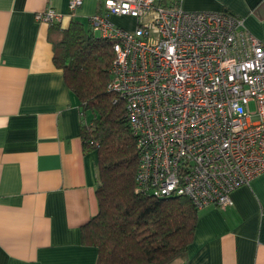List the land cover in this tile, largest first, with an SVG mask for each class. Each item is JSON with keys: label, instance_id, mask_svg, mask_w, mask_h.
I'll return each mask as SVG.
<instances>
[{"label": "crops", "instance_id": "0c3cea01", "mask_svg": "<svg viewBox=\"0 0 264 264\" xmlns=\"http://www.w3.org/2000/svg\"><path fill=\"white\" fill-rule=\"evenodd\" d=\"M187 11L228 13L264 42V0H182ZM102 0H0V264H96L82 228L99 213L97 154L81 138L77 96L53 61L49 8L90 27ZM133 29L135 20L112 17ZM234 205L198 212L194 240L171 264H264V173L232 193Z\"/></svg>", "mask_w": 264, "mask_h": 264}, {"label": "built area", "instance_id": "2783aa9c", "mask_svg": "<svg viewBox=\"0 0 264 264\" xmlns=\"http://www.w3.org/2000/svg\"><path fill=\"white\" fill-rule=\"evenodd\" d=\"M68 1L74 16L84 0ZM181 1L102 0L89 25L114 51L108 91L125 102L136 137V192L227 209L264 173V42L241 18ZM62 20L53 8L36 14Z\"/></svg>", "mask_w": 264, "mask_h": 264}, {"label": "trees", "instance_id": "16d2710c", "mask_svg": "<svg viewBox=\"0 0 264 264\" xmlns=\"http://www.w3.org/2000/svg\"><path fill=\"white\" fill-rule=\"evenodd\" d=\"M54 64L81 105V138L97 154L99 213L82 228V243L98 251L96 264H171L194 240L199 210L185 196L136 192V137L125 102L108 91L111 43L72 21L51 25Z\"/></svg>", "mask_w": 264, "mask_h": 264}, {"label": "rangeland", "instance_id": "374dc122", "mask_svg": "<svg viewBox=\"0 0 264 264\" xmlns=\"http://www.w3.org/2000/svg\"><path fill=\"white\" fill-rule=\"evenodd\" d=\"M114 22V21H113ZM115 23V22H114Z\"/></svg>", "mask_w": 264, "mask_h": 264}]
</instances>
